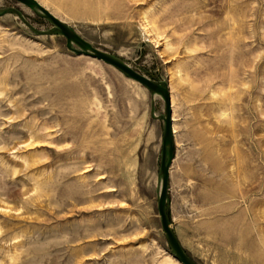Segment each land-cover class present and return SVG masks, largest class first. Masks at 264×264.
<instances>
[{"label": "rangeland", "instance_id": "rangeland-1", "mask_svg": "<svg viewBox=\"0 0 264 264\" xmlns=\"http://www.w3.org/2000/svg\"><path fill=\"white\" fill-rule=\"evenodd\" d=\"M37 1L167 84L166 209L187 255L264 264V0ZM5 9L0 264L179 263L156 213L162 121L149 111L162 99L59 33L32 32L24 21L52 24L23 4Z\"/></svg>", "mask_w": 264, "mask_h": 264}, {"label": "water", "instance_id": "water-1", "mask_svg": "<svg viewBox=\"0 0 264 264\" xmlns=\"http://www.w3.org/2000/svg\"><path fill=\"white\" fill-rule=\"evenodd\" d=\"M23 4L33 11L36 15L47 19L52 24V30L39 31L34 29L29 23L24 21V24L35 34H49L51 31H55L62 35L65 39V47L74 54H83L99 60L114 69H116L124 77L129 78L139 85L148 90L153 95L157 94L162 99L163 110L162 114L153 116L152 103L150 104V115L156 119L162 121V133L160 138V154L158 162V180L159 187L156 199V213L160 225V229L163 233L164 239L170 248L171 255L180 264H198L192 258H190L182 249L177 237L170 226L169 214L166 209V194L168 183V170L173 158V132L171 127V108L169 102V92L167 85L164 81L152 80L148 77L138 73L130 68L127 64L112 56L111 54L102 51L96 47L90 45L87 41L81 38L74 30L62 22L59 18L51 14L36 0H14ZM9 10L5 9L0 11V16L7 13ZM15 12V10H14ZM21 20L23 19L20 15ZM72 44L75 45L72 46Z\"/></svg>", "mask_w": 264, "mask_h": 264}, {"label": "bare ground", "instance_id": "bare-ground-1", "mask_svg": "<svg viewBox=\"0 0 264 264\" xmlns=\"http://www.w3.org/2000/svg\"><path fill=\"white\" fill-rule=\"evenodd\" d=\"M37 1V0H36ZM38 2V1H37ZM39 3V2H38ZM40 4V3H39ZM41 6H42V4H41ZM44 7V6H43ZM45 9H46V7H44ZM46 10H48V9H46ZM49 11V10H48ZM50 12V11H49ZM51 14H53L52 12H50ZM54 15V14H53ZM54 16H56V15H54ZM57 17V16H56ZM58 18V17H57ZM60 19V18H59ZM61 20V19H60ZM62 21V20H61ZM62 22H64V21H62ZM65 23V22H64ZM167 85V84H166ZM168 89V88H167ZM168 92H169V90H168ZM169 102H170V97H169ZM172 111V110H171ZM171 127H172V132H174V129H173V124H172V118H171ZM172 161V160H171ZM171 164V163H170ZM169 168H170V166H169ZM168 179H169V170H168ZM167 189H168V183H167ZM166 196H167V194H166ZM166 205V204H165ZM169 220H170V216H169ZM172 229V228H171ZM175 234V233H174ZM176 236V235H175ZM177 237V236H176ZM177 240H178V238H177ZM179 241V240H178ZM180 243V242H179ZM181 245V244H180ZM182 247V246H181ZM182 249H183V247H182ZM184 250V249H183ZM186 253V252H185ZM187 254V253H186ZM176 264H179V263H176Z\"/></svg>", "mask_w": 264, "mask_h": 264}, {"label": "crops", "instance_id": "crops-1", "mask_svg": "<svg viewBox=\"0 0 264 264\" xmlns=\"http://www.w3.org/2000/svg\"><path fill=\"white\" fill-rule=\"evenodd\" d=\"M167 191H168V189H167ZM167 194H168V192H167ZM168 214H169V210H168ZM170 216V215H169ZM170 226H171V223H170ZM171 228H172V226H171ZM173 230V229H172ZM174 232V231H173ZM175 233V232H174ZM176 235V234H175Z\"/></svg>", "mask_w": 264, "mask_h": 264}]
</instances>
